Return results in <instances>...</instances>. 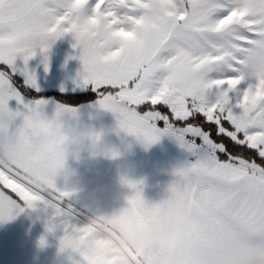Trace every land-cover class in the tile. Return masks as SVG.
Masks as SVG:
<instances>
[{"label":"snow or ice","instance_id":"snow-or-ice-1","mask_svg":"<svg viewBox=\"0 0 264 264\" xmlns=\"http://www.w3.org/2000/svg\"><path fill=\"white\" fill-rule=\"evenodd\" d=\"M66 35L78 80L118 130L145 146L170 136L194 157L153 208L200 225L179 264H264V0H0V222L50 209L61 249L86 225L66 205L72 193L46 179V137L53 118L76 113L58 103L48 118L45 101L24 96L36 87L29 61L39 54L47 72ZM122 182L143 206L140 182Z\"/></svg>","mask_w":264,"mask_h":264},{"label":"crops","instance_id":"crops-1","mask_svg":"<svg viewBox=\"0 0 264 264\" xmlns=\"http://www.w3.org/2000/svg\"><path fill=\"white\" fill-rule=\"evenodd\" d=\"M72 43L71 36L66 35L52 45L47 53V72L39 54L29 61V68L36 75V87L28 88L39 93L93 91L91 85L85 86L78 80L81 62L68 59L78 55ZM24 100L36 101L27 96ZM40 100L45 101L44 113L51 118L58 103L52 99ZM97 101L73 107L75 117L66 116L65 127L86 126L98 133L101 143L116 155L97 156L79 167L78 176L71 182L72 196L66 201L73 210V217L76 212L91 217L119 211L123 197L131 194L123 179L140 182L143 199L148 204L167 199L168 188L177 179L174 171L192 162L194 157L170 136L145 146L135 137L118 130L113 113L101 109ZM10 107L15 109V102H10ZM63 186V180L57 178L56 187L63 190ZM50 215V209L38 207L25 209L13 219L0 222V264H80L78 254L60 250L63 231L59 228L47 230Z\"/></svg>","mask_w":264,"mask_h":264},{"label":"clouds","instance_id":"clouds-1","mask_svg":"<svg viewBox=\"0 0 264 264\" xmlns=\"http://www.w3.org/2000/svg\"><path fill=\"white\" fill-rule=\"evenodd\" d=\"M66 116L75 117L65 112L53 118L46 137L51 154L46 179L56 185L57 178H61L62 191L71 192V182L82 164L113 153L101 143L100 135L86 126L65 127ZM130 190L131 194L123 197L119 211L89 217L75 248L60 247V250H70L81 259L86 257L87 264H147L144 253L149 250L158 253L157 264H179L183 242L200 227L199 223L186 211L174 215L153 211L163 200L138 206L133 203L135 193Z\"/></svg>","mask_w":264,"mask_h":264},{"label":"trees","instance_id":"trees-1","mask_svg":"<svg viewBox=\"0 0 264 264\" xmlns=\"http://www.w3.org/2000/svg\"><path fill=\"white\" fill-rule=\"evenodd\" d=\"M25 96L34 100L52 99L57 103L67 104L72 107H80L98 99L97 94L93 91L84 93H60L56 91L39 93L30 88L26 89Z\"/></svg>","mask_w":264,"mask_h":264},{"label":"rangeland","instance_id":"rangeland-1","mask_svg":"<svg viewBox=\"0 0 264 264\" xmlns=\"http://www.w3.org/2000/svg\"><path fill=\"white\" fill-rule=\"evenodd\" d=\"M80 216L81 215L78 212H76L74 219L78 225H83L87 222L89 216L88 215H86V216L82 215L81 218H80Z\"/></svg>","mask_w":264,"mask_h":264}]
</instances>
